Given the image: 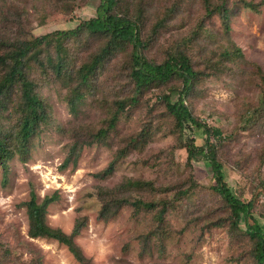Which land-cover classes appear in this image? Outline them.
Segmentation results:
<instances>
[{"label": "rangeland", "instance_id": "374dc122", "mask_svg": "<svg viewBox=\"0 0 264 264\" xmlns=\"http://www.w3.org/2000/svg\"><path fill=\"white\" fill-rule=\"evenodd\" d=\"M98 2L0 0V42L16 45L17 41L73 30L96 17ZM246 3H253L257 11L246 8ZM116 7L128 18L141 21L144 39H153L152 28L161 24L152 47L143 52L147 59L161 62L168 45L188 43L191 65L203 76L185 103L196 118L221 131L215 154L225 181L245 203L254 200V216L264 225V189L259 190L264 165L260 167L258 159L264 149V0H118ZM196 31L199 35L194 36ZM88 38L91 46L85 47L78 38L66 43L69 71L103 46L104 40ZM44 47L39 59L46 64L55 49ZM128 50L99 67L92 88L75 112L66 101L73 82L65 85L46 65L39 68L31 63L29 79L41 86L49 119L28 141L25 160L15 156L6 175L0 167V264H82L66 246L28 236L24 204L30 187L39 200L57 195L45 211V223L73 235V243L89 264H255L242 235L230 233L228 223L218 226V218L225 213L208 189L213 184L208 165L202 160L186 164L181 142L193 140L199 146L204 136L192 132L190 126L176 130L165 109L162 96L176 99L180 81L173 78L149 88L129 103L134 89L120 65ZM5 52L0 46V54ZM13 101H18L17 94ZM119 101L126 105L114 129L103 142H91L98 129L105 128ZM72 148H78V155H71L62 167ZM111 165V172L103 173ZM125 180L152 183L151 188L129 191L126 196L153 203L165 198L162 189L189 190L192 181L195 187L183 200L172 202L160 226L161 239L150 236L145 252L140 235L152 228L153 214L135 213L132 207L123 206L107 220L98 217L99 195L105 198V191ZM107 198L122 197L113 193ZM211 205L216 206L213 213ZM77 222L82 228L73 232Z\"/></svg>", "mask_w": 264, "mask_h": 264}, {"label": "trees", "instance_id": "16d2710c", "mask_svg": "<svg viewBox=\"0 0 264 264\" xmlns=\"http://www.w3.org/2000/svg\"><path fill=\"white\" fill-rule=\"evenodd\" d=\"M117 1L99 0L96 6V17L80 23L73 30L56 31L29 41H17L16 45H6L0 42V46L6 51L0 54V167L3 174L6 175L8 163L15 156L25 160L28 141L36 134L39 125L44 122L47 123L49 119L45 99L42 98L40 93L41 86L35 80L29 79L28 70L31 63H36L39 68L46 65L51 69L52 75L65 85L73 82L74 87L66 101L70 105V110L75 112V106L84 98L87 90L92 88V80L95 79L99 67L101 68L104 63L108 64L113 57L120 54L119 52H125V49L129 47L127 58L125 57L120 64L121 68L129 75V80L134 89V95L129 99V103L135 102L136 97L149 88L161 86L173 78L180 81L181 88L176 89L178 93L176 99L173 100L169 95L162 96L165 109L172 117L176 130L181 132L184 130V126H190L192 132H201L204 136L203 144L199 146L193 140L181 142V146L186 152V164L189 166L194 161L202 160L208 165L213 181L208 189L211 195L221 202L218 207L225 213L223 218H218V226L228 223L229 232L232 234L240 233L243 240L249 245L248 255L254 263L264 264V225L254 216V200L250 199L245 203L241 196L234 194L233 189L225 181L224 169L215 154L221 141V131L218 128L207 126L196 118L185 103L186 98L193 91L194 84L203 76V73L194 70L191 65L188 43L179 41L168 45L161 62L157 63L154 60L147 59L143 52L152 47L151 41L156 36L161 24L156 23L152 28L150 35L153 36V39H149V37H146L147 39L142 38L141 21L139 19L132 20L127 17V14L118 12ZM245 7L257 11V6L253 3H246ZM226 13L227 11H224V18H227ZM193 35L197 36L199 32L196 31ZM88 37L104 40L103 46L94 51L95 53L86 62L80 61L75 69L72 68V71H69L67 65L70 48L67 47L66 43L78 38L82 45L89 44L85 40L89 39ZM53 41L54 44H51ZM49 45L55 49L54 57H47L46 64H44L39 59L40 53L45 48L44 46ZM89 46L91 45L89 44ZM42 47L44 48L41 49ZM261 80L264 83V76L261 77ZM16 94L18 101H13V95ZM116 104V109L111 113L105 128L98 129L91 142H103L116 126L118 117L123 112L126 103L125 101H119ZM9 112H12L11 116ZM254 115L252 113L250 117H254ZM13 127H15V131L12 130ZM86 145H89V143ZM77 150L78 148L70 149V155L66 158L62 167H66L67 160L71 155L75 157L78 155ZM75 157L73 160H75ZM258 159L259 165L262 167L264 165L263 148L258 154ZM111 170L112 165L103 173L108 174ZM261 183L259 190L264 189V182ZM148 187L151 188L152 183L125 180L114 189L105 191V198L99 195L102 203L98 211L99 219L105 220L116 214V210L123 206L132 207L135 213L144 211L153 214L156 219L153 220L152 224L154 229L149 227L147 233L140 235L144 252L150 236H152L151 240L161 239L162 234L159 235L160 226L164 214L170 207L173 208L172 202L183 200L188 196V191L195 188L192 181L187 185L189 190L182 187L175 191L169 188L162 189L160 192L166 196L157 203L144 202L140 199L131 200L130 197L126 196L129 191L143 192ZM113 193L122 198L108 199L107 197ZM169 193L172 196L167 198L170 196ZM56 199L57 195L52 194L39 200L34 189L30 187L28 200L24 204L28 220V236L30 238L54 240L66 246L77 261L82 264H89L73 243V235H66L61 230L46 225L45 211L48 205L55 202ZM111 203H114L117 208L113 209ZM215 207L211 205V213H213ZM206 212V215L210 213L207 210ZM261 218L264 220V214H261ZM77 223L73 227V232L82 228V224Z\"/></svg>", "mask_w": 264, "mask_h": 264}]
</instances>
